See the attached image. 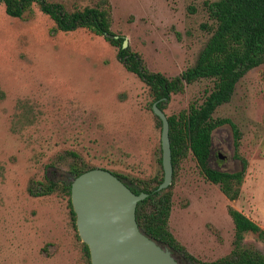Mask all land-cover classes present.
Segmentation results:
<instances>
[{"label":"rangeland","instance_id":"rangeland-1","mask_svg":"<svg viewBox=\"0 0 264 264\" xmlns=\"http://www.w3.org/2000/svg\"><path fill=\"white\" fill-rule=\"evenodd\" d=\"M67 10L111 9L112 31L128 41L147 68L174 78L193 67L209 41L218 0H48ZM37 4L13 18L0 4V264H87L68 197H36L30 187L69 160L155 183L164 177L162 126L149 87L118 60V48L88 29L54 32ZM201 79L173 94L167 116L200 106L214 88ZM215 120L210 166L244 170L239 199L202 173L191 152L174 169L169 228L186 252L204 262L235 249L229 208L264 228V64L237 84ZM246 162V165L244 164ZM245 248L264 254V239L248 232Z\"/></svg>","mask_w":264,"mask_h":264},{"label":"trees","instance_id":"trees-1","mask_svg":"<svg viewBox=\"0 0 264 264\" xmlns=\"http://www.w3.org/2000/svg\"><path fill=\"white\" fill-rule=\"evenodd\" d=\"M5 4L6 13L13 18H23L32 12L37 4L40 10L55 23L54 32H74L88 29L104 37L118 48L117 57L125 69L138 76L150 89L154 103L164 110L173 94L184 91L187 85L201 79L214 81V88L200 106H191L180 115L168 116L170 141L174 169L191 152L203 175L212 183L218 184L231 201L239 199L244 183V170L222 171L210 166L213 135L217 128L232 127L239 147V130L231 119L215 120L213 115L222 105L230 102L238 82L252 69L264 64V0H218L210 5V16L216 27L200 53L197 63L174 78L150 71L142 57L124 47L125 38L112 31L111 9L86 7L69 11L61 3L48 0H0ZM153 110V108H152ZM157 117V116H156ZM162 126V121L157 117ZM162 162V159H161ZM246 165V162H244ZM44 181L30 187V193L44 197L61 192L68 197L73 225L76 214L71 201L72 180L86 171L95 169L76 158L69 160L67 169L52 164ZM136 194L146 193L147 198L137 208V221L140 229L158 244L169 248L181 264H264V254L257 248H245L244 236L248 232L259 234L264 239V228L243 212L232 207L229 214L235 224V249L228 257L213 262L197 260L181 246L169 228L172 212V188L159 191L164 177L155 183L138 179H128L113 172ZM78 239L80 236L77 235ZM87 264L91 263L89 247L82 243Z\"/></svg>","mask_w":264,"mask_h":264},{"label":"water","instance_id":"water-1","mask_svg":"<svg viewBox=\"0 0 264 264\" xmlns=\"http://www.w3.org/2000/svg\"><path fill=\"white\" fill-rule=\"evenodd\" d=\"M128 41L125 39L124 47ZM162 121V166L164 180L159 191L174 178L168 116L153 104ZM148 194H136L113 172L95 168L72 180L71 201L80 239L90 250L92 264H181L172 251L140 229L137 208Z\"/></svg>","mask_w":264,"mask_h":264}]
</instances>
